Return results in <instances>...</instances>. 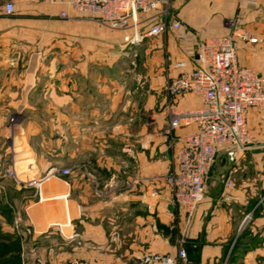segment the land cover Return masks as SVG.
Segmentation results:
<instances>
[{"label":"crops","instance_id":"1","mask_svg":"<svg viewBox=\"0 0 264 264\" xmlns=\"http://www.w3.org/2000/svg\"><path fill=\"white\" fill-rule=\"evenodd\" d=\"M171 3L175 18L196 34V40L245 31L256 37L255 43L238 40L237 59L240 65L264 77V0H172ZM4 4L5 0H0V145L7 128L12 127V134L19 131L27 113L26 119L31 121L63 119L58 112L30 113L35 90L41 95L53 94L50 95L53 100L49 99L46 105H57L62 99L58 98L57 89L69 87L71 105L78 109L75 106L84 104L79 92L83 88L78 85L80 78L90 76L96 58L111 55V45L122 48L121 32L66 10L58 0H14L10 13L4 10ZM63 10L67 17L60 16ZM169 32L173 62L182 59L192 66L195 58L184 55ZM159 39L149 37L144 43ZM32 54L44 61L31 64ZM56 60L76 61L70 82L69 78L63 82L64 76L60 78L53 73L52 62ZM171 73L176 70L171 69ZM85 104H93L89 96ZM201 105V99L194 95L176 101L179 109ZM94 110L88 107L86 112H71L73 135L78 137L87 132L94 136L87 125L83 128L84 122L107 119L105 113ZM246 121L253 135L264 136V106L250 108ZM35 129L42 137L47 135L45 129L42 132ZM192 129H176L174 136L183 137ZM16 133L19 138L16 147L21 148L23 136ZM75 145L72 155L82 149L79 142ZM122 148L134 154L142 173L152 175L159 167L162 171L166 169V160L152 159V155L147 159L140 150L144 145ZM47 153L49 163L30 153L18 166L14 165L16 175L24 182L46 175L40 183L9 182L0 174V204L4 201L9 206L0 209V264H71L76 258L95 264H136L146 251L175 255L177 250L168 239L174 227L183 229L189 264H264V146L252 145L235 162L228 161L223 151L218 152L206 180L208 189L189 218L182 208L173 206L165 185L160 195L117 194L100 204L91 187L80 183L82 174H51L58 169L63 154L58 149L54 154L44 151V155ZM123 165L124 162H118L119 169ZM222 176H229L231 187L219 184ZM116 181V177H108L104 184L110 187ZM3 185L9 193L1 191ZM225 195L228 199L223 198ZM128 217L133 218L130 231L133 239L117 240L115 235L109 238L108 233L125 229ZM102 219L107 221L105 228ZM160 222L166 233L160 234Z\"/></svg>","mask_w":264,"mask_h":264},{"label":"rangeland","instance_id":"2","mask_svg":"<svg viewBox=\"0 0 264 264\" xmlns=\"http://www.w3.org/2000/svg\"><path fill=\"white\" fill-rule=\"evenodd\" d=\"M167 1L169 9L163 16L168 22H171L175 18V13L171 7L172 0ZM160 10L164 11L165 8ZM149 21L148 19L147 22ZM169 33L167 30L159 35L160 39L157 42L151 40L134 47H127L121 43V50L120 45H111V55L105 58H101V56L96 58L88 78L78 77L80 78L78 85L83 87L79 89V92L82 93L84 100V104L75 106L78 109H74L71 105L69 87L64 90L57 89L58 98H62L61 103L57 105H46L49 99L53 100V96L50 97L53 94L41 95L38 90H35L30 113L58 112L62 114L63 119L58 122L49 119L47 121H31L26 119L29 117L27 113L25 121L19 125V131H16L23 136L24 145L21 148L16 147L19 140L18 136L16 137L17 133L12 134V127H8L9 129L7 128V133L3 137L4 143L0 145L1 154H3L0 157L1 176L9 179V182L15 180L7 174V171L13 170L15 173L14 165L18 166L24 161L23 158L26 154L33 153L43 163H49L50 155L49 153L44 155V151L54 154V151L58 149L62 152L63 159L60 164H57L58 169L53 174L59 173L63 176L82 174L80 183H87L91 187L96 201L98 200L100 204L110 196L117 194L141 192L145 195L155 190L157 195H160L161 187L165 185L171 194V203L175 208H179L174 205V191L167 184V179L175 175V150L177 148V144L173 140L174 130H171L169 126L170 115L166 109L173 98L169 86L174 76L171 73L173 60L169 53ZM43 61L36 55H31V64H40ZM47 62L49 63V60ZM52 65L53 73L60 78L64 76L63 82H67L68 78L70 79L68 82L71 81L70 73L75 71V60H56L52 62ZM88 96L92 100L93 104L91 105L85 104ZM88 107L99 113H105L107 119H93L84 122L83 128H86L84 125H87L91 129L90 131L93 130L95 134L92 136L91 133L85 132L77 137L71 132L73 122L70 119V114L76 111L86 112ZM93 117L96 118L97 115H93ZM35 128H40L41 132L42 128L45 129L47 135L42 137L39 131L35 132ZM16 129L17 127L14 130ZM254 140L253 145L264 146V136L254 135ZM78 142L82 144V149L78 154L72 155V151H76L75 144ZM164 143L165 145L162 147ZM130 144L144 145L145 148L140 150L144 151L143 154L148 160L151 155L152 159L166 160V169L162 171L159 167V171H154L155 173L152 175L140 172L133 159L134 154L125 152L122 148ZM93 145L94 147H91ZM118 162H124L125 165L119 169ZM64 171L66 173H63ZM213 172L212 174L215 173ZM45 177L46 175H42L34 180L39 181ZM108 177H116L117 180L110 187L104 184ZM227 178L229 176L223 177L219 184L225 185L228 181ZM7 188L6 185H3L1 191L6 190L9 193ZM139 188H143V190ZM207 189L208 185L205 182L204 195ZM5 208H9V206L7 202L3 201L0 204V209L4 210ZM132 219L128 217L127 226L122 231L115 233V230L110 234L107 231L109 238L115 235L117 240L131 241L133 239V235H130L133 226ZM102 223H104V228L107 227L106 219H102ZM160 224L162 223L160 222ZM158 229L160 234L166 233L164 224L159 225ZM162 237L164 236L162 235ZM168 239L175 250L184 249L185 257L182 263L189 264L187 251L184 247L183 229L174 227Z\"/></svg>","mask_w":264,"mask_h":264},{"label":"built area","instance_id":"3","mask_svg":"<svg viewBox=\"0 0 264 264\" xmlns=\"http://www.w3.org/2000/svg\"><path fill=\"white\" fill-rule=\"evenodd\" d=\"M13 1L6 0L4 10L7 13L12 12ZM58 1L66 10L121 32L124 46L134 47L169 30L183 54L195 58L190 67L182 59L171 64L176 73L169 86L173 98L166 108L171 130L193 128L183 137L173 136L180 144L175 150V175L167 179L168 186L174 191V205L182 208L189 218L203 200L204 185L217 153L223 151L228 161L235 162L255 141L246 116L250 108L264 106V77L239 64L237 48L239 39L255 43L257 38L245 31L196 40V34L180 20L174 18L168 22L163 16L169 9L167 0ZM161 8L165 10L161 11ZM60 16L67 17L66 11H61ZM185 95L197 96L202 105L177 108V99ZM7 174L20 184L40 183L34 179L21 181L13 170H8ZM226 186L231 187L229 180ZM151 195L156 196L157 192L153 190ZM223 198L228 199V196ZM184 257L183 248L175 255L146 251L138 257L136 264H183ZM71 264L95 263L76 258Z\"/></svg>","mask_w":264,"mask_h":264}]
</instances>
